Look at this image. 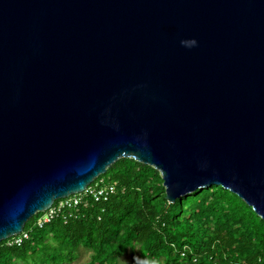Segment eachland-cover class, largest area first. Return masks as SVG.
Returning <instances> with one entry per match:
<instances>
[{"label":"water","instance_id":"95a60500","mask_svg":"<svg viewBox=\"0 0 264 264\" xmlns=\"http://www.w3.org/2000/svg\"><path fill=\"white\" fill-rule=\"evenodd\" d=\"M124 157L264 219V0H0V241Z\"/></svg>","mask_w":264,"mask_h":264},{"label":"trees","instance_id":"16d2710c","mask_svg":"<svg viewBox=\"0 0 264 264\" xmlns=\"http://www.w3.org/2000/svg\"><path fill=\"white\" fill-rule=\"evenodd\" d=\"M96 181L113 183L115 193L42 226L37 221L47 211L38 212L25 224L29 238L0 241V264L72 263L83 248L91 251L86 264H125L119 260L126 254L127 264L137 256L156 264H264V219L221 185L169 203L160 171L128 157Z\"/></svg>","mask_w":264,"mask_h":264},{"label":"built area","instance_id":"2783aa9c","mask_svg":"<svg viewBox=\"0 0 264 264\" xmlns=\"http://www.w3.org/2000/svg\"><path fill=\"white\" fill-rule=\"evenodd\" d=\"M115 191L116 187L113 183H105L102 181L92 182L82 192L71 194L68 197L60 199L57 203L54 202V204L46 210L47 212L38 219L37 223L42 226L44 223L60 214L67 219V217L76 214L80 206L87 205L91 199L96 202L105 201L108 200ZM29 237V231L24 229L21 233L16 235V237L12 238L11 242L21 244Z\"/></svg>","mask_w":264,"mask_h":264},{"label":"rangeland","instance_id":"374dc122","mask_svg":"<svg viewBox=\"0 0 264 264\" xmlns=\"http://www.w3.org/2000/svg\"><path fill=\"white\" fill-rule=\"evenodd\" d=\"M91 251L88 249H82L80 251L79 257L77 260H75L72 263H65V264H86L87 261L90 259ZM131 259V256L129 254H126L125 256L121 257L119 260V263L124 262V261H129ZM17 262L16 264H18ZM20 264V263H19Z\"/></svg>","mask_w":264,"mask_h":264},{"label":"clouds","instance_id":"9594fccd","mask_svg":"<svg viewBox=\"0 0 264 264\" xmlns=\"http://www.w3.org/2000/svg\"><path fill=\"white\" fill-rule=\"evenodd\" d=\"M182 44L186 47L192 48L198 45V41L196 39H190V40H184L182 41ZM135 260V264H156L155 261H151L148 260L146 258L142 259L140 257H134ZM125 264H127V262L125 261Z\"/></svg>","mask_w":264,"mask_h":264}]
</instances>
